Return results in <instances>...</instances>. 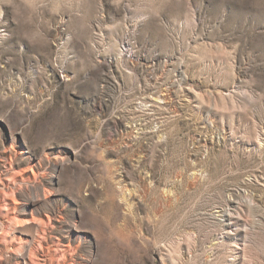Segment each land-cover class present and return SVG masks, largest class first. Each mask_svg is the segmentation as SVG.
<instances>
[{
    "label": "rangeland",
    "instance_id": "374dc122",
    "mask_svg": "<svg viewBox=\"0 0 264 264\" xmlns=\"http://www.w3.org/2000/svg\"><path fill=\"white\" fill-rule=\"evenodd\" d=\"M0 264H264V0H0Z\"/></svg>",
    "mask_w": 264,
    "mask_h": 264
}]
</instances>
